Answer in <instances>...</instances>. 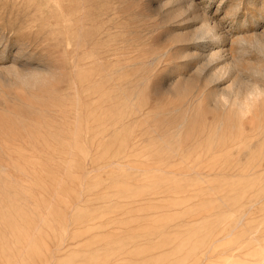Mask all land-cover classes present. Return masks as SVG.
<instances>
[{"label": "rangeland", "instance_id": "374dc122", "mask_svg": "<svg viewBox=\"0 0 264 264\" xmlns=\"http://www.w3.org/2000/svg\"><path fill=\"white\" fill-rule=\"evenodd\" d=\"M227 66L263 85L264 0H0V264H174L192 193L262 196L264 104L214 107Z\"/></svg>", "mask_w": 264, "mask_h": 264}, {"label": "bare ground", "instance_id": "6f19581e", "mask_svg": "<svg viewBox=\"0 0 264 264\" xmlns=\"http://www.w3.org/2000/svg\"><path fill=\"white\" fill-rule=\"evenodd\" d=\"M202 33L203 31L200 35ZM254 73L264 80V68L257 69ZM227 77H234V81L228 87L212 91L216 109L226 110L243 119L263 106L264 83L262 85L253 78H237L235 71L229 66L214 72L210 80L220 81ZM21 185H25V182L22 181ZM199 191L205 192L204 189ZM204 195L197 198L198 194L192 193L188 200L197 204L178 206L177 212L173 214L171 229L176 236L174 264H264V204L256 208L257 204L264 201V194L260 197L235 199L233 202L222 197L204 198ZM27 197V193L21 191L22 207L26 205ZM213 202L224 204L222 207L206 205ZM4 207L7 208V204L0 207V221L5 222L6 226L0 232V237L8 238V235L15 234L16 228L11 223L14 218L4 215ZM19 212L17 215L20 217L16 218L25 221L27 212ZM5 214L9 215V210ZM197 240L199 245L193 243ZM188 252H201V255L188 257Z\"/></svg>", "mask_w": 264, "mask_h": 264}]
</instances>
